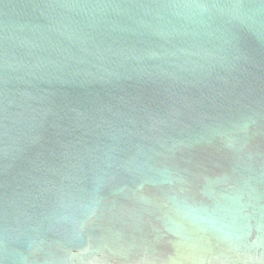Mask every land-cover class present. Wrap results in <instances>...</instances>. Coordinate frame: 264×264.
<instances>
[{"label": "water", "instance_id": "95a60500", "mask_svg": "<svg viewBox=\"0 0 264 264\" xmlns=\"http://www.w3.org/2000/svg\"><path fill=\"white\" fill-rule=\"evenodd\" d=\"M0 264H264V0H0Z\"/></svg>", "mask_w": 264, "mask_h": 264}]
</instances>
